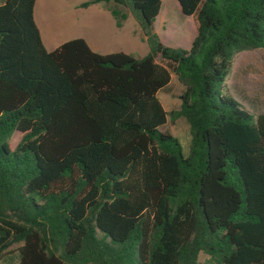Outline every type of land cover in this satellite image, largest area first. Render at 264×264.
Wrapping results in <instances>:
<instances>
[{
	"label": "trees",
	"instance_id": "16d2710c",
	"mask_svg": "<svg viewBox=\"0 0 264 264\" xmlns=\"http://www.w3.org/2000/svg\"><path fill=\"white\" fill-rule=\"evenodd\" d=\"M162 0L103 3L148 53L47 51L36 0L0 4V259L19 264H264V114L223 92L235 56L264 50V0H177L188 50L154 31ZM158 61L160 63H158ZM175 75L180 105L157 93ZM185 120L189 154L160 131ZM15 132L22 134L11 149Z\"/></svg>",
	"mask_w": 264,
	"mask_h": 264
},
{
	"label": "rangeland",
	"instance_id": "374dc122",
	"mask_svg": "<svg viewBox=\"0 0 264 264\" xmlns=\"http://www.w3.org/2000/svg\"><path fill=\"white\" fill-rule=\"evenodd\" d=\"M87 1L90 0H36L34 21L47 51L55 50L66 41L81 38L100 55L124 53L138 59L148 53V46L132 17L129 16L121 28H116L103 3L85 9L79 7ZM154 31L165 46L188 50L196 36V23L192 16L181 13L177 0H162ZM182 91L183 86L175 75H171L169 84L157 93L165 112L179 108L178 96ZM223 92L252 115L264 114V50L242 52L235 56ZM159 129L176 138L183 156H188L190 134L184 119L171 121L168 117ZM21 137L19 132L12 135L9 141L11 149ZM16 248L12 246L9 253L0 259V264H19ZM205 259L201 256L199 264H204Z\"/></svg>",
	"mask_w": 264,
	"mask_h": 264
}]
</instances>
